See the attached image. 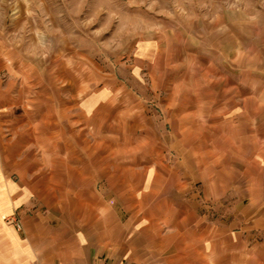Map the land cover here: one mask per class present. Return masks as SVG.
Masks as SVG:
<instances>
[{"label":"crops","instance_id":"1","mask_svg":"<svg viewBox=\"0 0 264 264\" xmlns=\"http://www.w3.org/2000/svg\"><path fill=\"white\" fill-rule=\"evenodd\" d=\"M77 67L31 57L0 34V264H264L254 127L246 149L230 139L224 151L211 139L219 126L207 135L173 120L164 140L126 81L90 92ZM185 103L176 111L170 95L168 114L198 113ZM229 157L239 167L224 166ZM194 179L214 201L229 195L223 179L239 182L242 217L200 215Z\"/></svg>","mask_w":264,"mask_h":264},{"label":"rangeland","instance_id":"2","mask_svg":"<svg viewBox=\"0 0 264 264\" xmlns=\"http://www.w3.org/2000/svg\"><path fill=\"white\" fill-rule=\"evenodd\" d=\"M0 34L31 57L77 64L90 92L126 81L164 140L173 120L207 126V135L219 126L211 139L224 151L230 139L246 149L253 126L254 149H264V0H0ZM170 95L176 111L191 101L198 113L170 116ZM228 160L224 166L239 167ZM202 182L192 184L200 215L242 217L248 199L239 182L223 179L229 195L221 201L206 199Z\"/></svg>","mask_w":264,"mask_h":264},{"label":"built area","instance_id":"3","mask_svg":"<svg viewBox=\"0 0 264 264\" xmlns=\"http://www.w3.org/2000/svg\"><path fill=\"white\" fill-rule=\"evenodd\" d=\"M10 223L14 224H20V220L17 217H14L13 219H8Z\"/></svg>","mask_w":264,"mask_h":264}]
</instances>
